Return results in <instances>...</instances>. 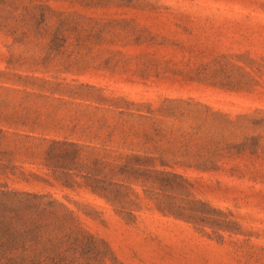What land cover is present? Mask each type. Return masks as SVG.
<instances>
[{"label":"rangeland","instance_id":"rangeland-1","mask_svg":"<svg viewBox=\"0 0 264 264\" xmlns=\"http://www.w3.org/2000/svg\"><path fill=\"white\" fill-rule=\"evenodd\" d=\"M0 184L93 264H264V0H0Z\"/></svg>","mask_w":264,"mask_h":264},{"label":"trees","instance_id":"trees-1","mask_svg":"<svg viewBox=\"0 0 264 264\" xmlns=\"http://www.w3.org/2000/svg\"><path fill=\"white\" fill-rule=\"evenodd\" d=\"M42 198L0 184V264H93L99 240Z\"/></svg>","mask_w":264,"mask_h":264}]
</instances>
